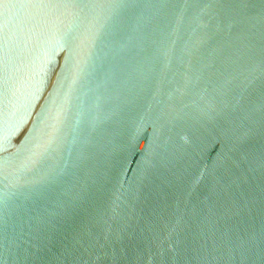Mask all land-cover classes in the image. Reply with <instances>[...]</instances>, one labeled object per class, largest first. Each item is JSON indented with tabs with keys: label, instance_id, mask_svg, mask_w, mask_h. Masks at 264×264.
<instances>
[{
	"label": "water",
	"instance_id": "water-1",
	"mask_svg": "<svg viewBox=\"0 0 264 264\" xmlns=\"http://www.w3.org/2000/svg\"><path fill=\"white\" fill-rule=\"evenodd\" d=\"M0 264H264V0H0Z\"/></svg>",
	"mask_w": 264,
	"mask_h": 264
}]
</instances>
